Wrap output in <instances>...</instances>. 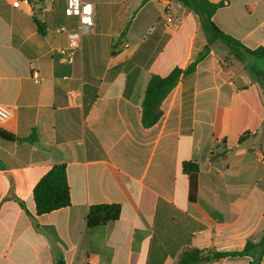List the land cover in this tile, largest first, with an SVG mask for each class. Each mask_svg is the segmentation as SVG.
<instances>
[{"label":"crops","instance_id":"0c3cea01","mask_svg":"<svg viewBox=\"0 0 264 264\" xmlns=\"http://www.w3.org/2000/svg\"><path fill=\"white\" fill-rule=\"evenodd\" d=\"M90 1L95 26L69 64L55 31L78 29L66 0H0V103L14 112L0 129L16 137L0 138V264H176L188 249L205 252L199 264H250L212 255L264 236V60L211 50L146 127L151 76L197 58L201 21L176 0ZM210 1L223 32L264 47V0ZM185 162L199 168L196 202ZM57 164L71 204L37 215L34 188ZM96 205H120L119 219L88 228Z\"/></svg>","mask_w":264,"mask_h":264},{"label":"trees","instance_id":"16d2710c","mask_svg":"<svg viewBox=\"0 0 264 264\" xmlns=\"http://www.w3.org/2000/svg\"><path fill=\"white\" fill-rule=\"evenodd\" d=\"M183 6L193 11L200 19L207 44L198 54L197 58L186 68H174L167 76L152 75L146 89L143 100L142 121L146 127H151L161 118L162 103L164 99L177 86L182 76L193 72L217 44L228 53L240 60L253 58L264 60V47L250 49L239 40L223 32L214 22L213 16L220 4L210 0H176ZM39 30L45 31L44 25L37 21ZM147 40L143 48H152L153 42ZM264 82V70L258 71L256 75ZM0 138L6 141H15L16 137L0 129ZM37 144L38 140L30 137L26 140ZM183 171L189 178V201L196 202L198 193L199 168L195 163L185 162ZM36 205V214L44 215L53 211L66 208L71 204L70 187L67 180V169L65 164L53 166L37 183L33 191ZM121 213L120 205H96L90 208L87 215V227L96 228L104 226L119 219ZM205 252L197 249H188L178 258L176 264H199L203 262ZM264 256V236L259 240L249 239L241 251L214 253L213 259L220 260L227 257H249L250 264H261Z\"/></svg>","mask_w":264,"mask_h":264},{"label":"built area","instance_id":"2783aa9c","mask_svg":"<svg viewBox=\"0 0 264 264\" xmlns=\"http://www.w3.org/2000/svg\"><path fill=\"white\" fill-rule=\"evenodd\" d=\"M65 15L69 18H76L79 23L78 29L75 31H69L65 26H58L55 29L57 33H67L70 39V46L61 49L60 53L65 62L72 64L75 61L76 52L79 50L82 35L90 32L95 26L94 6L90 0H66ZM163 19L167 26H171L175 22V17L170 9L164 11ZM124 47H129V44H125ZM35 81H39L37 77H35ZM13 116V110L0 103V128L9 123Z\"/></svg>","mask_w":264,"mask_h":264},{"label":"rangeland","instance_id":"374dc122","mask_svg":"<svg viewBox=\"0 0 264 264\" xmlns=\"http://www.w3.org/2000/svg\"><path fill=\"white\" fill-rule=\"evenodd\" d=\"M148 21H150V19H149ZM146 24H149V23H146ZM143 26H144V25H141V27H140L139 29H142ZM213 50H215V51H220V52H222V53H228V51L222 49V48L220 47L219 44L215 45V46L213 47ZM228 54H229V53H228ZM229 55H230V54H229Z\"/></svg>","mask_w":264,"mask_h":264},{"label":"snow or ice","instance_id":"6c2138e0","mask_svg":"<svg viewBox=\"0 0 264 264\" xmlns=\"http://www.w3.org/2000/svg\"><path fill=\"white\" fill-rule=\"evenodd\" d=\"M85 11H87V9H85Z\"/></svg>","mask_w":264,"mask_h":264}]
</instances>
